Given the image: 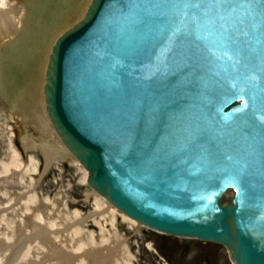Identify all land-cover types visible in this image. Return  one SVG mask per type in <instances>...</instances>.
Masks as SVG:
<instances>
[{"label":"water","instance_id":"obj_1","mask_svg":"<svg viewBox=\"0 0 264 264\" xmlns=\"http://www.w3.org/2000/svg\"><path fill=\"white\" fill-rule=\"evenodd\" d=\"M45 65V116L97 196L264 264V0H90Z\"/></svg>","mask_w":264,"mask_h":264},{"label":"bare ground","instance_id":"obj_2","mask_svg":"<svg viewBox=\"0 0 264 264\" xmlns=\"http://www.w3.org/2000/svg\"><path fill=\"white\" fill-rule=\"evenodd\" d=\"M45 2L46 0L26 1V4H22V11L18 14L9 0H0V37H16L15 42L11 43L13 45L9 53H6L2 59L0 58V92L9 96L7 103L11 114L21 116L26 123L28 120L43 122L40 90L47 54L51 46L49 39L51 32L73 11L80 19L89 0H60L58 5H63V9L59 13L52 11L57 10V3L54 2L49 8L44 4ZM55 14L59 16L56 17ZM13 52L21 54L23 60L21 67H18V61L12 59L14 58ZM18 77H21L24 82L16 87L14 81ZM4 84L9 86L5 90ZM8 152L9 158L0 165L1 179L16 176L23 167L19 153L12 148H9ZM44 154L46 162H50L53 151L45 150ZM86 175L84 171V183ZM2 183L3 187L0 186V190L6 188L9 191L11 206L3 204L0 200V226L3 225L4 218L9 214L10 209H15L12 206L15 207L22 196L19 195L16 178L11 182L2 181L0 184ZM58 199L56 196L54 204L50 206L47 199L37 201L35 196H28L23 200L22 203L29 205L33 213H26L11 235L6 236L0 230V264H113L117 248H110L108 242H99L96 249H91L89 246L90 250H86L81 245H69L67 236L69 234L77 236L78 226L90 218H92L90 223L95 228H100L102 227L100 215L105 210L115 213L117 211L104 202V206L95 205L92 213L83 219H80L78 212H74L72 216L76 221L66 224L62 218L64 208ZM117 215L122 221L135 225L125 216L119 213ZM95 216L97 222L93 220Z\"/></svg>","mask_w":264,"mask_h":264},{"label":"rangeland","instance_id":"obj_3","mask_svg":"<svg viewBox=\"0 0 264 264\" xmlns=\"http://www.w3.org/2000/svg\"><path fill=\"white\" fill-rule=\"evenodd\" d=\"M16 13L22 11V6L17 0H9ZM23 13V12H22ZM78 15L73 11L60 24L54 27L49 39L54 41L63 31L77 22ZM7 38L0 37V53L3 51ZM43 111V110H42ZM43 122L37 120L28 123L19 116L12 115L10 107L4 97L0 95V165L9 158V148L17 151L23 164L20 172L10 178H0L2 181H12L16 178V184L21 199L16 203L14 210L10 209L9 214L4 218L0 230L11 235L19 224L20 219L26 213L32 214L30 206L22 203L28 196H35L37 201L47 199L48 205L54 204L56 196L64 208L62 218L66 224L74 223L73 213L78 212L80 219L92 213L95 205L104 206L102 199L97 197L83 182L84 170L77 165L66 153L57 138L51 132L44 112ZM45 150H52L53 156L50 162L45 160ZM0 176L2 169L0 167ZM3 187V183L0 184ZM228 193L223 199V204H228L231 197ZM11 194L6 188L0 190V200L3 204L10 205ZM116 212H105L102 217V227L95 228L90 219H86L78 226L79 234H69V245H81L86 250L96 249L99 242H108L110 248H117V255L113 258V264H156L158 260L152 251H147L140 244L139 233L153 234L150 230L122 221ZM97 222V217H93ZM90 246V247H89ZM100 249V248H99ZM102 249V247H101Z\"/></svg>","mask_w":264,"mask_h":264},{"label":"flooded vegetation","instance_id":"obj_4","mask_svg":"<svg viewBox=\"0 0 264 264\" xmlns=\"http://www.w3.org/2000/svg\"><path fill=\"white\" fill-rule=\"evenodd\" d=\"M140 244L152 251L156 264H234L222 246L185 237L139 233Z\"/></svg>","mask_w":264,"mask_h":264}]
</instances>
